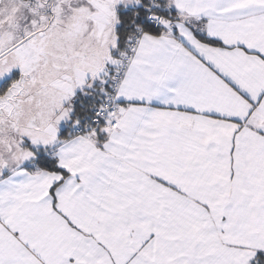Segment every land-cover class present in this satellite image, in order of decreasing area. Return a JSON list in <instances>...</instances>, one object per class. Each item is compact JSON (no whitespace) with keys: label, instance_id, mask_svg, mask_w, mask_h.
I'll return each instance as SVG.
<instances>
[{"label":"snow or ice","instance_id":"1","mask_svg":"<svg viewBox=\"0 0 264 264\" xmlns=\"http://www.w3.org/2000/svg\"><path fill=\"white\" fill-rule=\"evenodd\" d=\"M0 264H264V0H0Z\"/></svg>","mask_w":264,"mask_h":264}]
</instances>
